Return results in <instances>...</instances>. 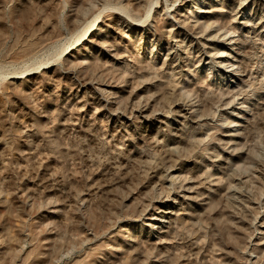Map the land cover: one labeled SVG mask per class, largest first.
<instances>
[{
    "label": "rangeland",
    "instance_id": "rangeland-1",
    "mask_svg": "<svg viewBox=\"0 0 264 264\" xmlns=\"http://www.w3.org/2000/svg\"><path fill=\"white\" fill-rule=\"evenodd\" d=\"M0 264H264V0H0Z\"/></svg>",
    "mask_w": 264,
    "mask_h": 264
},
{
    "label": "bare ground",
    "instance_id": "bare-ground-1",
    "mask_svg": "<svg viewBox=\"0 0 264 264\" xmlns=\"http://www.w3.org/2000/svg\"><path fill=\"white\" fill-rule=\"evenodd\" d=\"M169 175H170V180H172L174 178L173 173H170ZM181 187H183V186H181ZM165 203H166V201L164 200V201H161L158 205H160L161 206L160 208L162 209L163 206L166 205ZM166 213H168V212H166ZM150 218L151 219L149 221H151V220H157V218H159L160 220H163V221L166 220V219H168L167 218V215H162V216L161 215H152ZM153 224H155V223H153Z\"/></svg>",
    "mask_w": 264,
    "mask_h": 264
}]
</instances>
